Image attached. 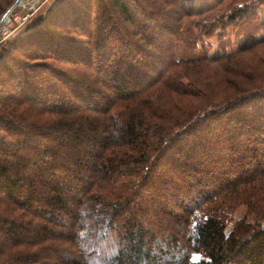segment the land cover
<instances>
[{
    "label": "trees",
    "instance_id": "obj_1",
    "mask_svg": "<svg viewBox=\"0 0 264 264\" xmlns=\"http://www.w3.org/2000/svg\"><path fill=\"white\" fill-rule=\"evenodd\" d=\"M261 6L61 0L3 43L0 264H264Z\"/></svg>",
    "mask_w": 264,
    "mask_h": 264
},
{
    "label": "built area",
    "instance_id": "obj_2",
    "mask_svg": "<svg viewBox=\"0 0 264 264\" xmlns=\"http://www.w3.org/2000/svg\"><path fill=\"white\" fill-rule=\"evenodd\" d=\"M50 0H17L0 22V45L21 32Z\"/></svg>",
    "mask_w": 264,
    "mask_h": 264
},
{
    "label": "rangeland",
    "instance_id": "obj_3",
    "mask_svg": "<svg viewBox=\"0 0 264 264\" xmlns=\"http://www.w3.org/2000/svg\"><path fill=\"white\" fill-rule=\"evenodd\" d=\"M61 0H50V2L37 14V15H40V14H49V12H51L56 6H57V4L60 2ZM258 11H259V14H260V16H259V19L261 20V18H264V15H263V13H264V7H258ZM36 15V16H37ZM197 30V29H196ZM197 32H199V34H200V31L199 30H197ZM26 33V29H25V27L21 30V32H19V33H17V34H15V35H13L11 38H9L8 40H6L5 42H7V41H11V40H13V39H15V38H17L19 35H23V34H25ZM236 33H237V29L235 28V26H232V27H230V29H229V32H228V42H230L229 43V48H228V50L229 51H233V50H235L236 49V47L238 46V44L240 43V41L242 40V38H239L237 35H236ZM201 35V34H200ZM258 36L259 37H263L264 36V28L263 29H261L260 31H259V33H258ZM206 40V43H211L212 44V46H213V48H212V54H220V53H222V51L221 50H219V42H221V40H220V38L219 37H214V38H212V39H205ZM5 42H3V43H5ZM2 43V44H3ZM1 44V45H2ZM0 45V53L2 52L1 50H2V46ZM5 88V87H4ZM244 211V209H242L241 211H240V213H242ZM240 215H242V214H240ZM239 215V216H240Z\"/></svg>",
    "mask_w": 264,
    "mask_h": 264
}]
</instances>
